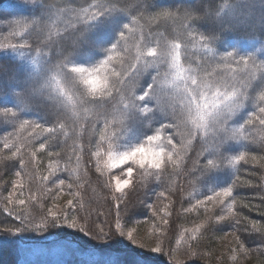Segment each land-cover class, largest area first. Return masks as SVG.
<instances>
[{"label": "snow or ice", "instance_id": "obj_1", "mask_svg": "<svg viewBox=\"0 0 264 264\" xmlns=\"http://www.w3.org/2000/svg\"><path fill=\"white\" fill-rule=\"evenodd\" d=\"M74 3L33 0L32 12L9 20L8 31L0 40V49H10L19 57L14 67L0 64V96L11 94L14 100L12 107L0 101V129H12L3 144L8 154H0V180L18 167L16 179L8 181L12 190L3 197L7 216L0 224L14 217L19 226H5L0 232L16 237L66 227L90 240L99 239L100 247L110 249L109 241L118 239L129 249L137 241L132 228L124 230L125 223L132 220L126 190L143 188L146 195L160 200L165 191L152 190L161 186L157 182L181 174L192 178V208L208 211L211 206L222 213L214 219L209 215L202 224L187 229L190 239L201 228L215 232L248 222L247 216H241L242 208L248 205L237 208L235 194L249 185L241 183L236 166L258 162L251 153L264 152V61L257 62L252 52L242 55L235 48L218 55L211 46L217 37L198 32L193 24L212 19L221 31L259 29L264 33V0H259V11L255 0H247L243 14L235 0H221L215 8L199 13L187 10L182 16L154 0H91L87 7H74ZM178 19L183 21L180 35L184 42L168 39V29L162 28L168 20ZM109 28L110 33L106 32ZM14 38H19L18 42H12ZM190 42L201 44L204 55L192 56ZM260 46L264 47V40ZM34 113L38 120L23 118ZM29 129L23 147L7 142ZM69 130L74 135L88 133L95 171L100 173L97 180L117 201L114 230L89 227L88 219L80 215L83 205L74 192L64 206L54 202L44 211L49 198L59 199L57 189L73 187L60 178L76 171L70 167L71 156L62 162L60 151H48L49 174L43 179L52 188L43 190L39 197L33 193L27 199L20 198L24 197V178L29 175L26 169L29 163L35 165L37 151L66 143L61 135L67 136ZM36 137L43 142L36 141L39 147L26 161L22 153L33 146ZM105 154L107 159L101 165ZM53 192L56 195H51ZM261 201L264 203V196ZM120 205L125 206L123 214ZM33 210L41 214L37 217ZM161 219L167 225V219ZM262 221L264 213L261 221H251L245 228L256 234L260 244H264ZM232 236L236 245L232 251L246 252L248 238ZM150 251H163V241L158 240ZM114 264L150 262L126 261L118 256Z\"/></svg>", "mask_w": 264, "mask_h": 264}, {"label": "rangeland", "instance_id": "obj_2", "mask_svg": "<svg viewBox=\"0 0 264 264\" xmlns=\"http://www.w3.org/2000/svg\"><path fill=\"white\" fill-rule=\"evenodd\" d=\"M35 3H39V1L35 0ZM32 5L33 0H7L0 6V40L3 39V36L8 31V21L29 15L33 10ZM107 19L108 18H105V20ZM110 31V28L106 29V32L110 33ZM18 39L19 38H14L12 42H18ZM234 48L242 55L252 52L257 62L264 61V47L260 46V42L253 40H231L224 50L216 52L219 55L225 51H232ZM257 48H259V50H257ZM95 51L97 54L99 53V49ZM202 51L205 53L204 48ZM4 53H7L12 59V62H10V64L7 63V65L14 67L15 62L19 59L17 54L10 49H0V58L6 56L3 55ZM5 63L6 62H3V60H0V64L5 65ZM21 63H23V61H21ZM0 101H6L9 107H12L14 103L11 94L0 96ZM23 118L38 120L33 118L32 115L24 116ZM11 131L12 129L10 127L0 129V154H8L6 152L3 153V144L5 142L4 138L8 135V132ZM30 133L31 129H29V132L23 133L26 135V140L24 141L28 142ZM84 136L88 140L87 132L74 135L71 130H69L67 136L61 135V140L67 141L66 143H62L60 145L62 147H59L57 151L63 154L62 162L71 156L70 167L76 169V171L70 174H61L60 178L65 179L66 185L69 183L73 184V187L72 189H68L67 187L63 190L57 189L56 192L60 194L59 199L53 201L49 198L45 202L44 211L54 202L64 206L67 200L72 198L70 193L74 192L79 195L80 203L83 205V210L80 212V215L82 218L88 219L89 227L96 228L97 225H101L104 227L105 231H108L110 227L114 230L117 201L111 199V193L101 187L100 182L97 180L100 173L95 171L96 158L91 155L94 149H90L91 152L89 151V154H86L84 146L82 147L80 145L79 140L84 138ZM70 137L73 141L68 145ZM19 141L17 137H12L7 142H15L18 145ZM36 141L43 142V139L41 137H36V139L32 141V145L37 144L35 150L39 147ZM13 151H15V149H13ZM44 152L45 150L37 151V153L43 156ZM22 155L23 158L28 161L30 157L29 150L26 149ZM193 155H195V153H193ZM77 156L80 157L78 161ZM106 159L107 156L105 154L100 161L101 165L104 164ZM41 160L42 157L41 159L38 157L37 168L28 165L26 171L29 175L24 178L26 182L24 197L20 198L27 199V197L33 193L39 197L43 190L52 188V184L43 179V177L49 174V156L45 159V162ZM87 161L91 162V173ZM253 163V161H249L247 164L237 165L236 167L240 168L239 177H241L243 173L250 176V166ZM17 170L18 167L15 170L13 169L12 174L0 180V207L2 209L6 204V200H4L3 197H7L8 193L12 190V185L8 181L16 179L14 172ZM261 170H258L257 173H260V179L263 181L264 170H262V172ZM167 177L168 176H165L162 181L157 182L161 185L160 187L152 189L155 192L165 191V197L160 200H157L154 195H146L143 188H138L134 191L126 190L127 206L131 210L130 215L132 216V220L125 223L124 230L127 232L129 228H132L134 230V237L137 241V245H144L143 248H139L137 245L130 246V249L137 251L138 254L129 252L119 256L117 254L113 255L112 253L100 252L96 250L97 246L100 247L101 242L99 239L90 240L84 237L82 233H78L73 229H67L66 227L48 228L47 231L18 234L19 238L22 240L19 246L20 259L18 264H61V261H63L64 264H114L118 256L124 258L126 261L147 260L150 264H177V262H179V264H256L255 260L260 259V256H257L256 252L259 250L264 251V248L258 243L253 233L245 231L246 227H250V222L254 221L253 219L250 220V210H248V214L241 211V216H247L248 222L242 221L235 228L228 226L215 232L206 231L204 228H201L199 232L195 233L194 238L190 239V234L186 233L187 229L202 224L209 215H212L214 219L215 216L221 215L222 213L211 206H208V211H206L204 207L192 208V205L195 203L194 199L189 200V194L193 191L192 184L190 182L177 181L176 175ZM166 178L167 180H165ZM5 182H8L7 186L3 187ZM56 183L58 184L59 181L57 180ZM82 184H88L87 186L92 187L90 189L91 191L84 188V186L83 188L85 190L83 191ZM77 185H79V187H77ZM56 192L51 193V195H56ZM205 194L210 195L211 193L205 192ZM247 198L250 199V186L239 188L235 194V199L238 202L237 208H241L244 204L243 201ZM149 205H151V207H149ZM120 207L121 214H123L125 206L120 205ZM236 210L237 209L234 208V211ZM153 212H156L157 215L154 216ZM165 213H168L167 217H164ZM33 214L38 217L41 213L33 210ZM104 215H106L107 219L104 223L107 225L102 222V216ZM162 217L167 219V225H164L163 219H161ZM11 218L14 219V217ZM83 222V219H81V223ZM15 223L18 227L19 222L15 221ZM233 233L248 238L245 244L247 249L246 252L240 253L232 251V249L236 247L233 242ZM209 235L213 236L216 243L213 249H209L206 245H202V241L207 239ZM158 240L163 241V251L151 252L150 250L157 246ZM109 243L110 245L124 248L118 239L109 241ZM192 251H195L197 255H190ZM233 256H236L235 260L231 258ZM260 264H264V258Z\"/></svg>", "mask_w": 264, "mask_h": 264}, {"label": "trees", "instance_id": "obj_3", "mask_svg": "<svg viewBox=\"0 0 264 264\" xmlns=\"http://www.w3.org/2000/svg\"><path fill=\"white\" fill-rule=\"evenodd\" d=\"M7 0H0V6L4 4V2ZM40 2V0H37ZM56 2L59 4L60 0H56ZM155 3L161 4L167 8L172 9L173 11H177L178 15L182 16L183 13L187 10H192L196 13L201 12L202 10L206 8H215L221 0H154ZM87 3H91V0H75V3L73 4L74 7H87ZM255 3L257 4V9L256 11H259L258 5H259V0H255ZM238 11L243 14L244 12L247 11L245 7L239 8ZM130 18V17H129ZM141 23H144V21H141ZM159 23V22H158ZM183 23L182 20H168L166 23L162 25V28H167L168 31L165 32V35L168 37V39H176L181 42H184V38L182 35H180L181 28L180 25ZM187 23L192 24L193 21L188 20ZM155 28V25H153ZM193 27L200 33H203L206 36H216L217 38L211 46L214 48L215 51H222L225 49L227 44L231 40H239V39H245V40H253L260 42L261 40H264V33H262L259 29L252 30V29H231V28H226L225 30L221 31V26L219 23L215 22L212 19H201L195 21L193 24ZM174 29V30H173ZM255 37V38H252ZM189 50L192 56L194 57H199L203 56L204 52L202 51L203 46L201 44H192L191 42L189 43ZM3 55L4 58H0V60H3V62H6L5 65L10 64L12 62V59L10 58L7 53H4ZM8 66V65H7ZM10 67V66H8ZM32 117L35 119H39V115L34 113L32 114ZM20 141L18 142V145L20 147H23L25 143H27L26 140V135L23 134L19 138ZM69 139V138H68ZM84 139V140H83ZM83 140V141H82ZM67 141V140H65ZM73 139L70 137L68 140V145L72 143ZM80 141V145L83 147L86 154H89V146H87V139L84 136ZM35 147H37V144H33V146H30L27 150L29 152L35 150ZM62 147V146H59ZM58 147V148H59ZM58 148H48L47 151L44 152V156L39 153H37L36 156V162L35 165L29 163L34 168H37V160L38 157L41 159L42 157V162H45V159L48 158V151H53L56 152ZM88 148V149H87ZM61 149V148H60ZM91 152V151H90ZM5 153V151L3 152ZM24 153V152H23ZM194 153V152H193ZM251 155H256L258 157V162H254L250 166V176L245 175L243 173L240 177L242 184L244 185H249L250 186V199L247 198L246 200L243 201L244 204H247L248 207H243L242 211H244L245 214H248V210H250V220L254 221H261V215L264 213V203L261 201V197L264 196V178L263 181L260 179V173H257L258 170H264V159H259V157L264 156V152H252ZM30 157L28 158V160ZM44 159V161H43ZM18 165V161H16ZM89 163V164H88ZM87 164L89 165L90 168V173L92 172L91 162L87 161ZM40 165V163H39ZM188 166L191 167V161L188 162ZM259 167V168H258ZM15 170V169H14ZM261 170V172H262ZM243 172V171H242ZM263 175V174H262ZM9 176V175H6ZM4 176L3 179L6 178ZM90 176V175H89ZM169 177V176H168ZM167 177V178H168ZM167 178L165 180H167ZM178 179L177 181L179 182H190L191 177L184 176L183 174L176 176ZM91 180V179H90ZM176 181V182H177ZM88 185V184H87ZM86 184H82V190L84 191V188H87V190L91 191L90 189L92 187L87 186ZM84 186V188H83ZM248 190V189H247ZM243 204V205H244ZM244 214V215H245ZM7 216L6 213L3 212V209L0 207V219H4ZM102 222L106 221V215L102 216ZM264 222V221H262ZM105 224V223H104ZM103 225V224H102ZM107 225V224H105ZM5 226L7 227H17V224L15 223L14 219L11 217H8L5 220L4 224H0V229L4 228ZM61 235V234H58ZM256 236V234H253ZM70 239V238H69ZM22 240L19 238V235L17 234L16 237H9L8 233L5 232H0V264H18V261L20 259V249L19 246L21 244ZM215 241L213 236L209 235L207 239H204L202 241V245H206L209 249H213ZM261 247L264 248V244H260ZM96 249V248H95ZM100 252H107V253H112L113 255H125L126 253L133 252L134 254H138L137 251H134L133 249H124L123 247H116L115 245H111L110 249L103 248L97 246V249ZM257 256H260V259L255 260L256 264H260L262 262V259L264 258V251L259 250L256 252Z\"/></svg>", "mask_w": 264, "mask_h": 264}, {"label": "clouds", "instance_id": "obj_4", "mask_svg": "<svg viewBox=\"0 0 264 264\" xmlns=\"http://www.w3.org/2000/svg\"><path fill=\"white\" fill-rule=\"evenodd\" d=\"M235 3L237 4V7L239 9L245 6V4L247 3V0H235Z\"/></svg>", "mask_w": 264, "mask_h": 264}]
</instances>
